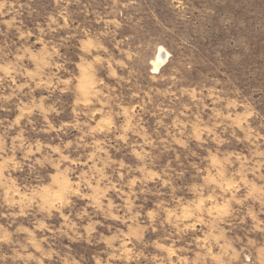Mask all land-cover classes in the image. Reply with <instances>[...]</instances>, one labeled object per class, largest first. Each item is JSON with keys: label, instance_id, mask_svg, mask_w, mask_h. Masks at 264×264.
I'll return each mask as SVG.
<instances>
[{"label": "rangeland", "instance_id": "374dc122", "mask_svg": "<svg viewBox=\"0 0 264 264\" xmlns=\"http://www.w3.org/2000/svg\"><path fill=\"white\" fill-rule=\"evenodd\" d=\"M0 264H264V0H0Z\"/></svg>", "mask_w": 264, "mask_h": 264}, {"label": "bare ground", "instance_id": "6f19581e", "mask_svg": "<svg viewBox=\"0 0 264 264\" xmlns=\"http://www.w3.org/2000/svg\"><path fill=\"white\" fill-rule=\"evenodd\" d=\"M162 57H163V54H161L160 60H162V59H163ZM164 62H165V60H164ZM156 66H157V65H156ZM156 66H155V67H156ZM156 68H157V67H156ZM158 68H159V67H158Z\"/></svg>", "mask_w": 264, "mask_h": 264}]
</instances>
